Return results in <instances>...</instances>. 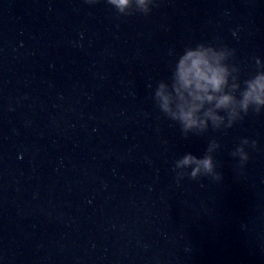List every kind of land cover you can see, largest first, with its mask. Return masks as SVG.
<instances>
[{
	"label": "water",
	"instance_id": "water-1",
	"mask_svg": "<svg viewBox=\"0 0 264 264\" xmlns=\"http://www.w3.org/2000/svg\"><path fill=\"white\" fill-rule=\"evenodd\" d=\"M156 3L0 0V264H264V110L185 138L152 99L201 41L254 73L264 0ZM212 138L223 179L177 183Z\"/></svg>",
	"mask_w": 264,
	"mask_h": 264
},
{
	"label": "clouds",
	"instance_id": "clouds-1",
	"mask_svg": "<svg viewBox=\"0 0 264 264\" xmlns=\"http://www.w3.org/2000/svg\"><path fill=\"white\" fill-rule=\"evenodd\" d=\"M107 3L126 16L133 12L148 15L158 6L156 0H107ZM235 53L236 49L227 44L201 41L188 45L176 55L171 74L157 81L152 99L168 119L179 124L185 138L189 133L202 134L209 127L230 128L250 111L264 110V60L255 56L256 71L241 81L239 66L231 62ZM256 143L242 138L232 151L231 155L238 157L239 167L249 160L245 146L255 147ZM219 147L218 140L212 138L203 156L188 152L176 159L173 171L177 183L185 176L193 180L202 176L222 180L223 174L216 170L213 155Z\"/></svg>",
	"mask_w": 264,
	"mask_h": 264
}]
</instances>
